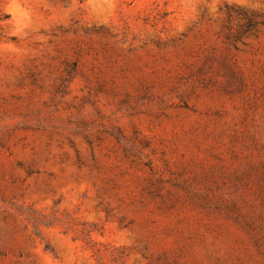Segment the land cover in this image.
<instances>
[{"label":"rangeland","instance_id":"374dc122","mask_svg":"<svg viewBox=\"0 0 264 264\" xmlns=\"http://www.w3.org/2000/svg\"><path fill=\"white\" fill-rule=\"evenodd\" d=\"M0 264H264V0H0Z\"/></svg>","mask_w":264,"mask_h":264}]
</instances>
